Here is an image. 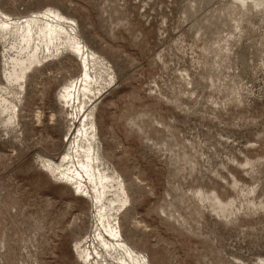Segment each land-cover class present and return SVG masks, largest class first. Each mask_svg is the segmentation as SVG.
Listing matches in <instances>:
<instances>
[{"label": "rangeland", "instance_id": "rangeland-1", "mask_svg": "<svg viewBox=\"0 0 264 264\" xmlns=\"http://www.w3.org/2000/svg\"><path fill=\"white\" fill-rule=\"evenodd\" d=\"M46 10L94 55L87 110L128 244L149 264H264V0H0L13 21ZM15 43L0 29V264H103L85 258L92 198L44 167L73 151L82 113L60 95L84 61L16 67Z\"/></svg>", "mask_w": 264, "mask_h": 264}, {"label": "bare ground", "instance_id": "bare-ground-1", "mask_svg": "<svg viewBox=\"0 0 264 264\" xmlns=\"http://www.w3.org/2000/svg\"><path fill=\"white\" fill-rule=\"evenodd\" d=\"M66 22L67 19L53 10H46L22 22L0 15L1 31L14 37V48H19L17 51L21 60L16 61V67L25 64L26 60L40 58L45 49L49 53H55L63 47H70L81 55L82 62L84 61L82 77L64 87L60 95L64 105L70 106L73 102V106L78 107L79 113H82V127L76 133L73 151L67 152L58 162L47 159L44 163L45 170L58 176L62 183L68 184L69 181L81 197L92 198L98 212V225L91 240L94 252L85 250L87 261L97 260L98 263L104 264L105 260L111 259L120 264H149L144 255L128 244L121 232L120 193L115 188V180L102 168L101 159L93 143L96 138V134H93L96 132V125L93 120L90 121L87 110L88 101L96 95L90 67V59L92 56L94 60V55H90L77 35L65 26ZM0 103L4 111L15 109V106H9L8 100L2 95Z\"/></svg>", "mask_w": 264, "mask_h": 264}]
</instances>
